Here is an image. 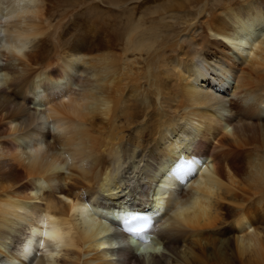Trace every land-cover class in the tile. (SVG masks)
<instances>
[{
  "label": "bare ground",
  "instance_id": "obj_1",
  "mask_svg": "<svg viewBox=\"0 0 264 264\" xmlns=\"http://www.w3.org/2000/svg\"><path fill=\"white\" fill-rule=\"evenodd\" d=\"M149 1L131 3L114 43L78 23L112 2L54 15L53 0H0V264L264 262V0H227L204 20L200 47L221 53L210 67L203 50L159 53L129 84L127 53L152 54L161 33L133 15ZM231 78L236 100L220 95ZM181 201L200 204L187 224L169 216ZM134 215L149 228L123 236ZM46 231L65 242L59 258Z\"/></svg>",
  "mask_w": 264,
  "mask_h": 264
},
{
  "label": "rangeland",
  "instance_id": "obj_2",
  "mask_svg": "<svg viewBox=\"0 0 264 264\" xmlns=\"http://www.w3.org/2000/svg\"><path fill=\"white\" fill-rule=\"evenodd\" d=\"M80 1H83V0H53V3L55 5V10H54L53 14L57 15V14H59L58 11H61V13H62V10H65L67 8H73V6L76 5L77 3H79ZM104 1L112 2V3H108V4L106 3L105 7H108L109 8L108 10H110L108 14L104 10L102 12H100V11L96 12L95 11V13H93V15L92 14L88 15L85 13V14L80 15L79 18H81V20L78 23L88 24V23H91L92 21H96L98 24H100L102 30L104 31L103 34L106 36L105 40L109 42L108 35H113V37L115 38L114 43H118L120 35L123 33V30L127 27L128 23H129V22H127V19L129 17L128 15L131 14V11L133 10L132 5H134L136 2L138 3L139 0H116V2L110 1V0H104ZM225 1H227V0H174L172 2L170 0H155V1L150 0L148 3H146V5L141 7L140 13H138V10L136 11V8H135L133 11V15L137 14V16H138L139 14H141V17L143 16L142 20L145 17L143 20L145 22L144 26H146V25L149 26L150 24L156 25L160 28L162 34L161 33L159 34V37H158L159 39L155 43L154 47L150 50V52H148V53H152V54H148V56H147V52H144V51L138 52V54H139L138 56H136L137 51L136 52L130 51L127 53V56H126V57H128L127 61L130 60V62L132 64L131 66H132V68H134L133 74L135 75V72L136 71L138 72V73L136 72L137 77H133L129 84L133 83V81L135 79H139L141 77L140 73H142V71H143L142 68L143 67L145 68L146 63H148V59L152 58V61H153V57L156 55H159V53L163 54L164 57H167L169 55L170 56L171 55H179V54L183 53L185 50L186 51L189 50L191 52L203 50V52L206 54V57H207L206 65L207 66H209L210 64L212 65L213 61L215 63L218 60L219 55L221 54L220 51L218 49H216L215 47H213L212 44L207 45V47H205V46L200 47V43L203 42L204 37H205V31H203V27H204L203 22L207 18H210V16L211 17L215 16L216 13L219 12L220 7H222L224 5ZM120 2H127V4L123 8H121V7H118ZM132 2L134 4H131ZM204 4H206V6ZM162 6H164L165 8H163ZM171 6L178 7V9L170 11L169 8ZM130 7L132 10L129 9ZM155 7H157V8H155ZM142 9H143V11H142ZM200 9L201 10L203 9L202 12H200V14L196 16V13L198 11H201ZM73 10H74V8H73ZM180 11H181V13H180ZM125 16H126V18H125ZM72 17H74V15ZM57 18L58 17H56L55 19H57ZM76 18H78V16H76ZM156 18L159 21L158 20L156 21ZM190 21H191V23H190ZM193 23H195L194 29L192 28V26H189L190 24H193ZM183 28H185L183 30V31L186 30L185 32H183L181 30ZM190 34H192L193 40L190 39L191 38ZM177 36H179L178 42H176L175 44L173 43V49H172V51H170L167 46H169L172 42H175L177 40L176 39ZM188 44H189V48L187 47ZM176 46H177V48H176ZM51 47H52V45L50 44V45H48L47 49H49V48L51 49ZM153 50H154V52H152ZM141 53L143 55H141ZM131 54H133L134 56ZM129 57H132L133 59H131ZM134 57H135V59H134ZM148 57H150V58H148ZM143 64H144V66L142 67ZM138 67H140V68H138ZM235 67H237V68L242 67V68L246 69V67L243 64H239V63H237ZM234 81H235V79L231 78L229 85L227 86L226 90L223 91V94H220L224 98H226V100H231L233 97H235L230 92L231 87L234 84ZM141 82H144V80H141ZM233 100H236V98H233ZM29 106H30V108H33V109L37 108V106L35 104H32V103H30ZM262 116H264V113H262ZM250 134H252V133L250 131H248L247 135H250ZM186 172H188V171H186ZM235 191H237V190H235ZM238 194H240V193L238 192ZM247 200L248 201H245L246 204L249 202L248 198H247ZM254 220L257 221V224L260 225V227L261 226L264 227V202H262V204H259V206H254ZM253 227L254 226L247 227L242 232H238V235L241 236V235L257 234V231H255ZM259 235L261 236L262 234L260 233ZM242 260L244 262H239V264H253V263L258 264L259 262H260L259 264H264L263 261H259L258 263L257 262L255 263V261L252 262V260H251L252 263L251 262L245 263L246 260H245L244 256L242 257ZM211 264H213V262H211Z\"/></svg>",
  "mask_w": 264,
  "mask_h": 264
},
{
  "label": "clouds",
  "instance_id": "obj_3",
  "mask_svg": "<svg viewBox=\"0 0 264 264\" xmlns=\"http://www.w3.org/2000/svg\"><path fill=\"white\" fill-rule=\"evenodd\" d=\"M0 34H3L2 30H0ZM4 50L10 51V49L7 47V45H4ZM26 51V49L21 48L18 50V54L22 55L23 52ZM200 207L199 201H192L191 203H184V202H178L173 210L169 213V216L176 221L183 222L184 224L188 223V215L191 213H194L198 208ZM74 211V210H73ZM56 241V243L51 247V255H54L56 257L61 256V249L65 247V242L62 241L59 238H52ZM145 250L144 249H137L138 254H142ZM151 251L153 253L159 254L162 251L161 246L157 245L154 246ZM36 264H41V261L37 260ZM43 264H58L57 259H47L43 262ZM144 264H152L150 257L144 258Z\"/></svg>",
  "mask_w": 264,
  "mask_h": 264
},
{
  "label": "snow or ice",
  "instance_id": "obj_4",
  "mask_svg": "<svg viewBox=\"0 0 264 264\" xmlns=\"http://www.w3.org/2000/svg\"><path fill=\"white\" fill-rule=\"evenodd\" d=\"M74 211H75V209H74ZM44 235L46 237H50V238H58V234L55 233V232H48V231H46V232H44ZM101 247L103 248L104 245L102 244Z\"/></svg>",
  "mask_w": 264,
  "mask_h": 264
},
{
  "label": "flooded vegetation",
  "instance_id": "obj_5",
  "mask_svg": "<svg viewBox=\"0 0 264 264\" xmlns=\"http://www.w3.org/2000/svg\"><path fill=\"white\" fill-rule=\"evenodd\" d=\"M146 206H148L149 207V205L147 204ZM150 208V207H149ZM151 209V208H150Z\"/></svg>",
  "mask_w": 264,
  "mask_h": 264
}]
</instances>
